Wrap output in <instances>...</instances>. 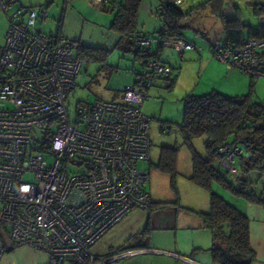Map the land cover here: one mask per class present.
<instances>
[{"label": "built area", "instance_id": "built-area-1", "mask_svg": "<svg viewBox=\"0 0 264 264\" xmlns=\"http://www.w3.org/2000/svg\"><path fill=\"white\" fill-rule=\"evenodd\" d=\"M89 1L102 11L113 0ZM16 2L0 0L8 21L0 47V259L8 250L29 248L44 253L46 264H110L113 258L89 250L131 210L151 206L148 175L138 168L150 158V119L140 108L147 91L172 70L146 62L139 86L124 89L121 101L79 106L72 120L66 102L82 62L59 36L42 35L38 10L11 11ZM162 11L159 4L155 14ZM171 43L166 30L156 40L133 39L135 51ZM211 53L231 71L264 77V40H247L239 50L215 46ZM170 129L164 125L161 133ZM218 152L219 175L235 184L240 147L229 142Z\"/></svg>", "mask_w": 264, "mask_h": 264}, {"label": "rangeland", "instance_id": "rangeland-1", "mask_svg": "<svg viewBox=\"0 0 264 264\" xmlns=\"http://www.w3.org/2000/svg\"><path fill=\"white\" fill-rule=\"evenodd\" d=\"M206 1L184 0L181 8L184 13H187ZM247 1L255 4L264 3V0ZM65 2H67L66 6ZM230 2L236 8L241 24L256 30L260 24L253 14V9L247 6L244 0H230ZM158 5V0H142L137 23L139 32L155 36L154 31L161 26L159 16L155 14ZM47 6L48 9L45 10ZM34 8L38 10L39 18L36 26L42 35L59 36L65 42H72L75 46L81 45L110 52L105 63L82 62L76 87L66 102V109L72 120L79 106L91 105L97 100L116 101L118 95L136 81L140 66L133 60V55L127 50L125 41L110 29L114 12H100L85 0H43ZM43 11H45L44 14ZM2 15L0 12V16ZM180 26L184 40L193 46L194 51L178 54V51L164 49L162 52L161 62L167 63L174 70L170 80L160 81L152 87L140 108V112L150 119L151 151L149 162H139L138 168L148 175L145 190L153 200L176 202L179 198L180 204L184 206L192 197L188 189L190 183L187 181L188 175L191 174V156L188 148L183 145L176 126L182 121L184 97L195 88L198 78L203 73L200 72L199 58L192 60L189 57L194 55L199 57V54L204 57L206 52L210 54L206 41L216 40L221 43L222 34L220 23L208 13L185 18L180 22ZM3 33L5 35L6 31L0 20V47L4 44ZM155 49L156 47L153 46L152 50ZM189 54L193 55L189 56ZM210 57H212L211 54ZM164 125L171 128L166 134L161 133ZM203 141L204 138H200L193 142L196 152L200 155L204 154ZM162 147L178 149L177 175L174 180L153 167L158 162ZM245 179L255 183L251 187L255 193L264 192V175L251 173ZM172 181L174 188H172ZM213 192L234 207L241 208L238 206L240 200L217 184L213 185Z\"/></svg>", "mask_w": 264, "mask_h": 264}, {"label": "trees", "instance_id": "trees-1", "mask_svg": "<svg viewBox=\"0 0 264 264\" xmlns=\"http://www.w3.org/2000/svg\"><path fill=\"white\" fill-rule=\"evenodd\" d=\"M176 1L158 0L163 6L162 13L156 14L163 23L161 29L156 32L158 37H162L163 30H166L171 41L188 44L183 38L180 22L192 15L209 12L222 23L224 49L239 50L246 40L264 39V25H261L256 33H252V29L241 24L239 20L228 21L224 18L222 14L224 3H231L230 0H207L187 13L181 8L184 0H181L182 5L179 7L174 5ZM141 3L142 0H113L102 10V12H114L110 29L125 41L127 50L140 66V72L136 74L137 80L133 85L137 87L141 82L144 64L153 60L160 61L162 49L157 47L156 51H152L151 48L145 51L134 50L133 39L136 35L143 36L137 31ZM252 9L257 19L264 18V3L253 5ZM65 44L73 48L81 62L105 63L110 53L102 49L75 46L72 42ZM171 74L164 79L169 80ZM251 92L252 88L244 97L243 104L236 103L235 98L216 92L201 96L188 94L183 99L182 121L177 126L183 145L188 148L191 156L192 173L189 180L210 194L209 212L202 215L204 227L212 231L214 240L219 239L225 245L224 249L212 248L214 264H254L255 262V254L249 246L246 215L212 190L213 185L217 184L235 198L264 208V192L255 193L251 188L255 183L245 179L251 173L264 175V107L252 102ZM200 138H204L203 155L198 154L193 145V142ZM229 142L236 143L243 151L237 159L239 175L235 184L219 175L221 156L218 150ZM177 153L176 147H162L158 162L153 167L174 180L177 175ZM172 188H174L173 181ZM167 205H178V202L151 203L148 211L162 209ZM146 232L147 228L141 235Z\"/></svg>", "mask_w": 264, "mask_h": 264}, {"label": "crops", "instance_id": "crops-1", "mask_svg": "<svg viewBox=\"0 0 264 264\" xmlns=\"http://www.w3.org/2000/svg\"><path fill=\"white\" fill-rule=\"evenodd\" d=\"M42 1L43 0H17L11 11L34 8V6H37V4ZM85 1H87L88 4L95 9L102 12L89 0ZM65 3L66 6L67 2ZM251 3L255 5L253 2ZM229 4L232 6L235 17V19L231 21H240L235 7L232 3ZM47 9L48 6L45 10ZM44 13L45 11H43V14ZM206 13L209 14V12H205L204 14ZM210 16L220 23L222 34L220 38L222 41L221 43L216 42V40L206 41L210 48V54L212 55L211 49L213 47L223 45L224 33L221 21L212 15ZM0 20L3 22L4 31L7 32L8 21L6 15L3 14L0 16ZM259 24L260 25L256 30L252 29L248 25L245 26L252 29V33H256L259 27L264 25V18L259 20ZM162 25L163 23L161 21L159 29H161ZM159 29L154 31L155 36H149L148 34H143L142 32L140 33L147 38L151 37V39L156 40L158 38L156 32H158ZM245 33L247 35V32ZM5 35L3 33L4 40ZM175 42L176 41L172 40V43L169 46L162 48L160 57L164 49L178 51V54L194 51V48H192V50H178L175 47ZM153 46L157 48L155 44L152 45V47ZM152 51H156V49ZM210 54L206 52L204 57L200 54L199 57L195 55L191 56L193 54H189V56H191L189 58L192 60L199 58V61H201L199 62L201 63L200 72H203L198 78V84L190 94L201 96L211 92H216L230 98H235L236 100H244V97L249 94L250 88H252L250 99L252 102H257L264 107V77L251 78L242 72L231 71L222 63L214 60L213 55L210 57ZM164 64L167 65V63ZM168 66L170 67V65ZM171 70L173 71L174 69L171 68ZM164 78L156 81L153 86H155V84H159L160 81L162 82L165 80ZM151 89L147 91V96ZM116 101H121V94L118 95ZM178 125L179 124H177V126ZM190 176L191 174L188 175L187 181L190 183L188 189L191 192L192 197H190L186 205L182 206L179 201L180 199L178 198V205H167L162 209H156L151 212L142 209L131 210L120 223L109 230L90 248V255L96 258H113L110 264H214L212 248L217 247L224 249L225 245L219 239L214 240L212 231L204 227L202 215L209 212L210 194L208 191L194 185L189 180ZM150 198L152 204L175 203V201H155L151 196ZM238 206H241L239 210H241L248 219V240L249 246L255 254L254 264H264V208L242 200H240ZM146 228V234L141 235L144 233ZM46 263L47 256L44 253L36 252L29 248H16L8 250L0 259V264ZM64 264L76 263L68 260Z\"/></svg>", "mask_w": 264, "mask_h": 264}, {"label": "water", "instance_id": "water-1", "mask_svg": "<svg viewBox=\"0 0 264 264\" xmlns=\"http://www.w3.org/2000/svg\"><path fill=\"white\" fill-rule=\"evenodd\" d=\"M244 1H245L246 5L249 7H251L253 5L251 2H249L247 0H244ZM222 14H223L224 18L228 21L235 19L234 14H233V10H232V6L228 2L224 3ZM235 102L238 104H242L244 102V100L237 99V100H235Z\"/></svg>", "mask_w": 264, "mask_h": 264}]
</instances>
